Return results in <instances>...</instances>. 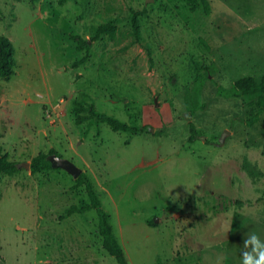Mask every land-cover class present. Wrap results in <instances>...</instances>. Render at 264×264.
I'll return each mask as SVG.
<instances>
[{"label": "rangeland", "instance_id": "374dc122", "mask_svg": "<svg viewBox=\"0 0 264 264\" xmlns=\"http://www.w3.org/2000/svg\"><path fill=\"white\" fill-rule=\"evenodd\" d=\"M208 1L209 14L183 0H0L16 60L0 77V156L62 155L0 175V264H119L95 209L60 218L90 204L62 159L92 180L130 264H239L244 236L264 239L260 95L219 89L264 76V0ZM91 106L140 131L78 124Z\"/></svg>", "mask_w": 264, "mask_h": 264}, {"label": "trees", "instance_id": "16d2710c", "mask_svg": "<svg viewBox=\"0 0 264 264\" xmlns=\"http://www.w3.org/2000/svg\"><path fill=\"white\" fill-rule=\"evenodd\" d=\"M191 8V10L196 11L203 6L207 14L211 11V5L208 0H183ZM112 26H103L102 32H110ZM78 42L79 50H83L87 41L82 36L74 37ZM15 47L10 39L4 35H0V77L10 79L15 72ZM221 94L228 98H240L245 95H260L259 97V112L249 121L250 125L255 124L260 119V115L264 112V76L258 80L254 75H248L236 80L231 87L225 88L224 86L219 87ZM85 107L79 104L76 107V111H82ZM90 115L85 117L77 114V123H83L88 117L96 119L99 122H104L109 124L114 131H124L130 133H138L140 131L139 127L128 125L111 116L107 113L100 112L96 110L93 106L88 108ZM191 140L195 141L198 131L194 124H191ZM52 156L62 158V155L57 152L56 149L52 148L48 152L40 153L34 157L31 161V170L34 174L38 172L50 171L57 169V160L53 159ZM21 163L17 161H12L9 159L8 155L0 156V175H10L13 176L22 171ZM80 186H85L88 196L90 198V204L88 205H72L66 210V215H61V219H65L76 213H86L89 210L95 209L99 216V231L103 238V246L109 254L114 256L119 264H130L127 254L120 243L113 225L110 220L109 213L104 209L101 199L95 191L94 185L90 177L83 172L77 179V184L75 188Z\"/></svg>", "mask_w": 264, "mask_h": 264}, {"label": "clouds", "instance_id": "9594fccd", "mask_svg": "<svg viewBox=\"0 0 264 264\" xmlns=\"http://www.w3.org/2000/svg\"><path fill=\"white\" fill-rule=\"evenodd\" d=\"M238 255L239 264H264V239L257 231L251 230L244 236Z\"/></svg>", "mask_w": 264, "mask_h": 264}, {"label": "water", "instance_id": "95a60500", "mask_svg": "<svg viewBox=\"0 0 264 264\" xmlns=\"http://www.w3.org/2000/svg\"><path fill=\"white\" fill-rule=\"evenodd\" d=\"M25 166L27 169H31V163L26 162L21 164L20 166ZM59 165L62 166L63 168L67 169L69 172H71L75 177H79L82 174V169L79 168L74 162L67 160V159H62L59 162Z\"/></svg>", "mask_w": 264, "mask_h": 264}]
</instances>
